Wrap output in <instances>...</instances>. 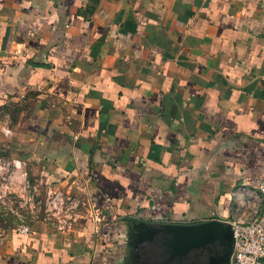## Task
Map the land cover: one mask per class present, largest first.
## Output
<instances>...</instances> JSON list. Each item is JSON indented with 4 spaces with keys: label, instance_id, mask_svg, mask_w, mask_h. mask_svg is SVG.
I'll return each mask as SVG.
<instances>
[{
    "label": "crops",
    "instance_id": "1",
    "mask_svg": "<svg viewBox=\"0 0 264 264\" xmlns=\"http://www.w3.org/2000/svg\"><path fill=\"white\" fill-rule=\"evenodd\" d=\"M3 113L28 180L86 211L12 228L0 264H130L134 220L246 219L264 179V0H0Z\"/></svg>",
    "mask_w": 264,
    "mask_h": 264
},
{
    "label": "rangeland",
    "instance_id": "2",
    "mask_svg": "<svg viewBox=\"0 0 264 264\" xmlns=\"http://www.w3.org/2000/svg\"><path fill=\"white\" fill-rule=\"evenodd\" d=\"M13 110L10 111L11 127L18 122V112ZM6 121V113H3L0 115V236L19 224H29L40 218L57 224L79 222L86 211L84 202L76 201L72 193L62 192L60 207L53 208L48 202L51 198L48 192L36 188L13 160L15 156L6 146L11 136L10 130L4 128L8 126ZM27 169L32 176L28 166Z\"/></svg>",
    "mask_w": 264,
    "mask_h": 264
},
{
    "label": "water",
    "instance_id": "3",
    "mask_svg": "<svg viewBox=\"0 0 264 264\" xmlns=\"http://www.w3.org/2000/svg\"><path fill=\"white\" fill-rule=\"evenodd\" d=\"M133 242L136 251L130 264H137L141 259V245L145 244L148 258L159 239L169 241L173 255H188L193 251H214L210 264H231L235 237L230 222L213 218L195 223L149 222L134 220L131 224ZM141 244V245H140ZM161 262L160 264H163Z\"/></svg>",
    "mask_w": 264,
    "mask_h": 264
},
{
    "label": "built area",
    "instance_id": "4",
    "mask_svg": "<svg viewBox=\"0 0 264 264\" xmlns=\"http://www.w3.org/2000/svg\"><path fill=\"white\" fill-rule=\"evenodd\" d=\"M258 189L259 202L253 206L249 216L246 219L236 217L230 222L235 237L231 264H264V179ZM48 194L51 196L49 204L58 209L63 193L50 191ZM18 227L24 232L29 231L27 224H19Z\"/></svg>",
    "mask_w": 264,
    "mask_h": 264
},
{
    "label": "flooded vegetation",
    "instance_id": "5",
    "mask_svg": "<svg viewBox=\"0 0 264 264\" xmlns=\"http://www.w3.org/2000/svg\"><path fill=\"white\" fill-rule=\"evenodd\" d=\"M158 245L153 250V256L148 258L146 245H141V259L137 264H210L211 258L215 256L214 251H193L188 255H173L169 249V241L165 242L163 238L159 239Z\"/></svg>",
    "mask_w": 264,
    "mask_h": 264
}]
</instances>
